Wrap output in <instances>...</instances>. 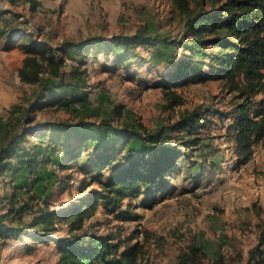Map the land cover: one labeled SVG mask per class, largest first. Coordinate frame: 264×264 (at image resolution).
<instances>
[{
    "label": "rangeland",
    "instance_id": "rangeland-1",
    "mask_svg": "<svg viewBox=\"0 0 264 264\" xmlns=\"http://www.w3.org/2000/svg\"><path fill=\"white\" fill-rule=\"evenodd\" d=\"M185 17L174 0H0V151L8 138L17 137L25 154L23 160L7 157L18 165L16 171L0 169V213L7 224L24 230L0 237V264H59L60 239L75 232L74 216L64 212L83 206L112 173L111 167L100 169L94 142L82 144L79 157L70 161L50 124L107 117L147 138L163 128L164 140L175 143L183 133L169 124L195 108L206 112L202 140L180 158L164 187L125 197L119 208L100 199L84 212L81 230L139 243L138 264L175 263L193 245L200 246L202 264H264V134L248 157L238 153L233 123L246 95L224 77H209L207 65L201 77L173 83L171 74L187 51ZM144 25L169 41L138 46L119 64L122 46L71 49L63 55L64 80L75 81L79 91L68 100L50 101L58 98L46 85L51 47L68 38L132 35ZM237 78L245 84L244 73ZM263 98V91L251 97L255 106ZM116 132L107 136L121 148L116 160L122 164L128 150L142 144L138 138L124 143ZM35 157L30 166L27 160ZM23 205L29 209L22 211Z\"/></svg>",
    "mask_w": 264,
    "mask_h": 264
},
{
    "label": "trees",
    "instance_id": "trees-1",
    "mask_svg": "<svg viewBox=\"0 0 264 264\" xmlns=\"http://www.w3.org/2000/svg\"><path fill=\"white\" fill-rule=\"evenodd\" d=\"M174 1L186 15V40L182 43L187 51L177 61L171 80L174 83L177 79L199 78L207 65L209 77H224L231 89H238L245 94V99L237 105L233 128L236 150L240 155L248 157L252 152V143L264 134V98L259 106H255L251 99L258 92H264V0H212L209 7L202 5L203 0H194L199 4L197 6L192 5L193 0ZM163 41H169V38L154 33L145 25L140 26L132 35L116 34L112 38L95 35L80 40L65 39L59 46L51 47L54 57L50 58L49 67L52 75L46 85L51 88L49 94L57 93L58 98H51L50 101L68 100L79 91V84L75 81L64 80L63 66L66 60L63 55L71 49L89 50L94 45L111 49L122 46L124 52L117 54L115 59V63L119 64L125 62L128 55L138 46L150 48ZM239 72L244 73V85L237 78ZM206 118V112L200 108L182 112L178 120L169 124L171 130L177 129L183 133L182 142L175 143L164 140L163 128L156 129L147 138L136 128L119 126L107 117L100 120L82 118L75 123L61 121L50 124L48 129L52 132L51 135L56 137V142L64 145V155H69L70 161L76 159V153L82 144L94 142L98 149L96 156L100 169L112 168V173L107 179L100 181V188L89 192L87 202L83 206L64 212L74 216L75 232L60 239L59 264H138L141 252L139 243L123 242L115 240L112 235L81 230L84 212L99 203L100 199L114 208H119L125 197L142 192L152 194L155 189H162L167 177L177 169L180 158L199 147L202 140L199 128ZM139 125L142 126L141 123ZM109 130L117 131L124 143L138 138L142 147L133 148V152L128 150L123 163H118L116 159L121 148L117 146L114 138L107 136ZM182 146L188 147L189 150H184ZM20 149L19 138H8L6 148L0 151V169L16 171L18 165L12 158L7 157H24L25 154L21 153ZM35 159L36 157L27 160L30 166ZM97 176L101 179L102 172ZM27 209L28 205L21 207L22 211ZM55 212L57 211H52L46 216L50 217ZM23 232L20 225L7 224L4 214L0 213L1 238L20 236ZM262 240L264 241V238ZM122 245H125L124 250L120 249ZM259 251V247L252 249L251 257L255 258ZM171 264H202L200 246L193 245L190 252L180 255L178 260Z\"/></svg>",
    "mask_w": 264,
    "mask_h": 264
}]
</instances>
